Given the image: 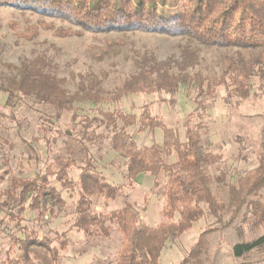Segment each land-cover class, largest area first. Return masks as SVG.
<instances>
[{
    "label": "trees",
    "instance_id": "1",
    "mask_svg": "<svg viewBox=\"0 0 264 264\" xmlns=\"http://www.w3.org/2000/svg\"><path fill=\"white\" fill-rule=\"evenodd\" d=\"M172 3L171 8H178L175 16L162 14L157 4L150 6L129 0L119 9L91 8L89 0H0V7L29 12L42 19L57 18L80 31L56 28L42 19H24L21 27L15 22L9 23L11 33L25 42L34 41L40 31H48L57 38L83 33L140 32L180 37L226 52L219 60V74H189L186 67L174 74L153 63L117 83L110 94L93 76L87 82L81 77L76 92L68 94L65 79L57 78L49 70L51 63L44 56L21 57L18 66L6 65L10 75L0 82V93L6 97V106L12 108L18 102L30 100L35 105L48 107L53 115L43 113L41 116L40 129L44 134L54 132L53 120L70 114L72 133L60 135L64 144L69 145L67 154L54 155L44 164L43 171L31 178L10 177L2 194L0 212L17 225L22 238L11 235L10 246L0 264H55L59 251L67 247V233L71 230L95 240L108 238L112 227L122 238V248L114 264H160L166 243L190 230L205 212L216 222L221 221L225 205L213 193L212 177L208 172L221 157L204 150L200 126H189L190 116L185 122L184 141H181L177 132L152 115L146 105L138 115L124 114L119 110H98V116L90 117L85 113L82 115L80 109L86 104L97 107L116 105L121 99L135 94L164 93L174 97L180 87L187 94L192 93L193 102L198 101L200 106L205 99L213 98L219 87L238 102L247 100L256 86L264 96V0H173ZM124 44L120 39H114L101 46L91 45L85 49V55L101 62L107 56H117ZM132 127H137L138 132L160 129L161 144L137 146L128 131ZM107 138V148L123 159V179L127 186H131L132 180L140 175L155 180L161 174L165 177L160 188L164 200L160 211L162 221L156 226L149 227L140 222L134 203L122 193V186L108 183L90 157L71 155L72 149L79 150L81 155L87 154L89 144L98 145ZM71 169L79 170L75 180L70 178ZM63 191L74 192L77 196L72 225L52 239L40 237L35 226L48 225L57 218L58 212L65 208ZM249 197L256 200L248 201ZM95 198H102L105 202L120 198L122 206L107 213H95ZM262 202L264 142L257 167L239 177L236 187H230L229 206L235 207V212L245 206L255 224L259 225L264 220ZM26 210L33 212L34 217L28 220L22 217ZM22 222H29V225L21 226ZM210 233L203 231L200 234L188 257L180 264H192L193 261L199 264L197 259L206 250ZM263 248L264 234H261L250 241L235 244L232 253L238 259Z\"/></svg>",
    "mask_w": 264,
    "mask_h": 264
},
{
    "label": "rangeland",
    "instance_id": "2",
    "mask_svg": "<svg viewBox=\"0 0 264 264\" xmlns=\"http://www.w3.org/2000/svg\"><path fill=\"white\" fill-rule=\"evenodd\" d=\"M125 1L128 0H89V4L91 8L119 9ZM129 1L144 2L150 6L157 4L158 10L166 16H175L178 13V8L170 7L173 0ZM24 19L35 21L42 18L29 12L20 13L14 8L0 7V82L10 75L6 65L18 66L21 57L33 59L44 56L51 63L49 70L57 78L65 79L64 87L68 94L76 92V85L81 77L87 82L92 76L99 79L100 87L110 94L117 83L138 73L141 67H151L153 63L162 67L163 71L174 74L179 73L182 67H186L189 74L197 73L202 76L219 74V60L226 54L225 50L206 48L180 37L140 32L126 34L81 32L83 34L80 36L74 34L57 38L48 31H40L34 41L25 42L18 40L9 28V23L12 22L21 27ZM42 20L52 23L56 28L64 27L79 31L78 27L57 18L45 17ZM114 39H120L125 43L117 56H107L101 62H96L85 55L88 46H101L106 41ZM256 89L254 88L251 96L243 102L229 97L228 92L219 87L215 96L205 99L200 106L198 101L193 102L192 93L187 94L180 87L174 97L164 93L135 94L121 99L116 105L80 106L82 115L85 113L93 117L98 116V110L103 112L119 110L124 114L138 115L146 105L152 115L158 116L165 125L177 132L181 141H184L185 122L190 116L189 126H200L204 150L221 157L208 171L212 177L211 189L225 205L221 221L216 222L205 212L204 217L193 224L190 230L166 243L160 256V264H180L188 257L190 249L203 231L211 233L208 235L206 250L197 259L199 264H264V248L238 259L234 258L232 253L235 244L250 241L264 234V220L262 224L256 225L245 206L238 212H235V207L229 206L230 187H236L239 177L257 167L259 152L264 142V96ZM5 99V95L0 93V203L10 177L31 178L43 171L44 164L50 162L54 155L67 154L69 145L64 144L60 135L72 133L70 114L53 120L54 132L44 134L40 129L41 116L43 113L53 115L48 107L35 105L28 100L18 102L9 108L5 104ZM128 131L139 147L162 142L160 129L138 132L137 127H132ZM107 145L108 138L98 145L89 144L87 154L81 155L79 150L72 149L71 155L78 158L90 157L108 183L122 186V193L127 196L130 203H134L140 222L149 227L156 226L162 221L160 211L164 206V200L160 195V188L165 182V177L161 174L155 180L148 175H140L132 180L131 186H127L123 179V159L109 150ZM78 174L79 170L71 169L70 178L75 180ZM259 193L261 195V191ZM61 194L65 208L58 212L57 218L48 225L35 226L40 237L52 239L55 234H61L72 225L77 196L74 192L67 191ZM250 200L256 198L249 197L248 201ZM262 204L264 207V202ZM121 206L120 198L108 202L102 198H95L93 211L107 213ZM22 217L28 220L34 217V213L26 210ZM24 225H29V222H22L21 226ZM11 235L22 238L17 225L11 223L8 217L0 212V261L5 258ZM54 245L57 246L56 242ZM121 248L122 238L115 227H112L108 238L95 240L84 236L82 232L71 230L67 233V247L64 251H59V258L55 264H114Z\"/></svg>",
    "mask_w": 264,
    "mask_h": 264
}]
</instances>
